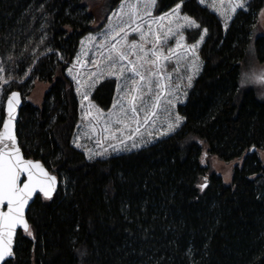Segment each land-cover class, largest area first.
I'll list each match as a JSON object with an SVG mask.
<instances>
[{
  "label": "trees",
  "instance_id": "trees-1",
  "mask_svg": "<svg viewBox=\"0 0 264 264\" xmlns=\"http://www.w3.org/2000/svg\"><path fill=\"white\" fill-rule=\"evenodd\" d=\"M122 1L0 0V60L7 69L0 75L14 78L3 91L25 97L35 82L50 83L40 107L23 102L19 146L58 178L53 198L41 196L30 206L36 239L17 237L13 264H261L264 99L241 87V78L252 38L255 62L264 67V31L257 23L264 0H249L227 28L197 0H183L182 14L201 24L185 31L186 42L208 29L198 50L202 71L177 107L186 120L152 145L91 160L73 143L81 106L66 70L93 24ZM177 2L157 0L154 15ZM9 53L14 61H7ZM114 94L115 80L108 78L90 101L107 111ZM242 155L225 184L210 159Z\"/></svg>",
  "mask_w": 264,
  "mask_h": 264
},
{
  "label": "snow or ice",
  "instance_id": "snow-or-ice-1",
  "mask_svg": "<svg viewBox=\"0 0 264 264\" xmlns=\"http://www.w3.org/2000/svg\"><path fill=\"white\" fill-rule=\"evenodd\" d=\"M204 2L200 0V3ZM223 3L224 0H220L221 6ZM229 4L233 14L246 6L244 0H229ZM156 5L157 0H123L118 11L112 12L109 28L97 44L96 54L99 59L91 61L96 70L82 76L79 71L74 72L76 64L67 69L68 75L76 82L75 91L81 98L82 109H85V101H88L82 118L88 120V127L97 136L95 144L102 148L101 151L86 149L89 159L106 156L109 147L115 151L138 147L137 137L144 140L142 129H154L147 132V136L157 132L160 136H166L186 120L185 116L174 109L178 102L187 97L186 88L192 87L193 79L200 70L198 49L204 36H199L194 43H187L185 29H200L201 24L189 15L182 14L183 0L160 15H154ZM216 10L225 16L226 21L230 18L226 11L220 8ZM113 17L116 22L112 21ZM202 31L205 35L208 33L206 27ZM88 40L95 43L96 37L89 36ZM173 40L174 46L170 43ZM6 59L11 62L15 58L9 53ZM3 64L4 61L0 60V74L7 71ZM77 64L84 67L79 56ZM169 65L172 67L169 68ZM31 71L30 67L27 73ZM105 78H114L117 92L112 111L107 113L96 107L89 98L90 90ZM13 82L14 78L0 75V92ZM248 82L264 85V71L246 74L242 78L241 87ZM4 101L6 118H0V264H13L17 237L26 235L36 239L26 215L30 201L34 197L40 199L41 196L51 200L57 190L58 178L41 161L26 158L18 146L15 121L21 104V93L10 91L4 96ZM157 124L160 125L158 129ZM97 125L100 126L99 132L104 133L102 138L97 132ZM83 137L92 138L88 131H84L83 136L73 140L75 147H83L79 143ZM105 141L118 143H109L108 147H103ZM128 141H132L130 147ZM119 145H123V149ZM256 147L253 145L252 149ZM206 181L205 177V183L199 185L202 190L207 187ZM188 252L190 254L191 249ZM261 264H264V259Z\"/></svg>",
  "mask_w": 264,
  "mask_h": 264
},
{
  "label": "rangeland",
  "instance_id": "rangeland-1",
  "mask_svg": "<svg viewBox=\"0 0 264 264\" xmlns=\"http://www.w3.org/2000/svg\"><path fill=\"white\" fill-rule=\"evenodd\" d=\"M248 1L249 0H244L245 5H247ZM197 2L200 5L207 7L213 13H215L220 18L221 22L223 23V27L224 28H225V23H227V26H228V24L232 20L233 15L235 14V13L233 14V13L230 12L229 0H224V3H223L222 6L220 4V0H215V6H214V0H205V2L203 4L200 3V0H197ZM121 3H123V1ZM120 4L118 5V7L115 10H113V12L114 11H118ZM217 8H220L221 11H226V14L230 18L227 19V21H226L225 20V16L221 15L220 11L216 10ZM237 10H240V9H237ZM242 10H246V6ZM262 10H264V7L259 12L258 18H257V23H258V25L260 27L259 32L264 31V14H262ZM110 17H112V12L108 15L107 19L104 22L100 21V22H97V23L93 24V29H94L93 32L87 34L86 36H84L81 39L80 46H79V49L77 51V54H76L73 62L70 64V66L68 68H71L73 64H76V69H74V72L75 71H79L82 76L85 73H87V72H91V71H95L96 70L93 67L91 61L99 59V57L96 54L97 44L103 39V34L109 28V18ZM112 21L116 22L114 17L112 18ZM186 30H189V29H185V31ZM134 35L135 34H133V36ZM89 36L96 37V42L95 43L89 42V40H88ZM202 36L205 37V34L202 33ZM131 38L132 37H130V39ZM170 43L173 44V46H174V40L170 41ZM247 53H248V56H249V59H248V63L249 64H248L247 69L245 70V72H243L242 78L246 74L247 75H253V74H258L260 71H264V67H262L261 65H259L258 63L255 62L254 38L251 39V42L248 45ZM78 56L80 57L81 62L84 63V67H81L80 64H77V57ZM171 67H172V65H169V68H171ZM202 67H203V63H202V61H200V70L196 74V76L194 77L193 82L199 76L200 72L202 71ZM66 74L68 75L67 70H66ZM69 77L72 79L71 76H69ZM242 78H241V83H242ZM105 79H108V78H105ZM105 79H102L99 82H101V81H103ZM193 82H192V84H193ZM74 83H75V87H76V82L74 81ZM185 83H186V81H185ZM243 86L252 87L254 89V91L256 92L258 98L264 99V85H260V84L254 83V82H248V83H244ZM49 88H50V83L39 82V81L35 82L30 94L26 95L24 97V101L25 102H30L31 104H34L35 106L40 107L41 104H42V101H43V96L48 91ZM188 89L189 88H186L187 92H188ZM92 91H93V89L90 90V92H89V98H90V95H91ZM8 93H6L4 91L0 92V113H2L1 118L3 116V106H4V102H5L4 101V96H6ZM79 98H80V96H79ZM116 99H117V92H116V89H115V94H114V98H113L112 104L116 102ZM85 102L87 103V104L85 103V109L81 108V111H80L81 112V127L78 128L74 139L77 136H83L84 131H88L89 135L92 138L89 139L88 137H83L82 139L79 140V143H81V145H83V147H81V148H83L84 152L86 153L87 157L89 158V152L86 149H92L93 151H101L102 148L98 147L95 144V139L97 138V136L95 134H93L91 128L88 127V120L82 118L83 117V112L87 109V105H88V101H85ZM185 102H186V98H183L182 102H178L177 103L176 108L174 109V111H178L177 107L180 106V105L185 104ZM112 104H111V107L107 111H104L105 113L112 111ZM93 112H95V109H93ZM99 127L100 126L97 125V132L99 133L100 137L102 138L104 133H100L99 132ZM159 127H160V125L157 124L156 128L158 129ZM149 131H154V129H152V128L142 129V133L145 134L144 135V140H140V138L137 137V142L139 143L138 147L130 148V150H120V151H115V150H113L112 148L109 147L108 148V154H106V156H104V157H98V156L97 157H93L91 160L96 159V158H106V157H110V156H115V155H120V154H126V153H130V152H134V151H137V150H139L141 148H144V147H147L149 145H152V144L156 143L157 141H159L161 138L167 137V136H169V135H171L172 133L175 132V131H173V132L169 133L166 136H160L158 134V132L155 135H153V136H147V132H149ZM145 141H147V142H145ZM109 143H114L115 144V143H118V142L117 141H105L103 147H108ZM127 143H128V145L130 147L132 141H128ZM119 147L121 149H123L124 146L123 145H119ZM243 157L244 156L242 155L241 157L236 158V159H234L232 161H229V162L221 161V160H219V159H217L215 157L211 158L210 159L211 168H212V170L214 171L215 174H217L218 176H220L222 178V181L225 184H228V183L231 182L232 175H233V172H234L235 168L236 167H241L242 161H243ZM258 157L261 160V162L264 163V147H263L262 150H260L258 152ZM204 162H206V160H204Z\"/></svg>",
  "mask_w": 264,
  "mask_h": 264
},
{
  "label": "water",
  "instance_id": "water-1",
  "mask_svg": "<svg viewBox=\"0 0 264 264\" xmlns=\"http://www.w3.org/2000/svg\"><path fill=\"white\" fill-rule=\"evenodd\" d=\"M12 91H19V90H12ZM19 92H20V91H19ZM20 93H21V92H20ZM23 102H24V96H23L22 93H21V104H20L19 108L17 109V117H16V121H15V126H16L17 121H18V119H19L20 109H21V107L23 106ZM5 107H6V103L4 102V106H3V118H6V111L4 110ZM0 129H2V124L0 125ZM15 131H16V127H15ZM18 146H19V141H18ZM19 147H20V146H19ZM28 159H32V158H28ZM33 160H35V159H33ZM57 188H58V184H57ZM35 199H36V198L34 197L33 201H30V203H29V207H28V209H26V215H27V213H28V210H29L30 206L33 204V202H34Z\"/></svg>",
  "mask_w": 264,
  "mask_h": 264
}]
</instances>
